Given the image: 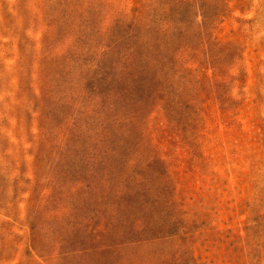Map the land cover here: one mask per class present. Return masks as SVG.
<instances>
[{"label": "rangeland", "instance_id": "rangeland-1", "mask_svg": "<svg viewBox=\"0 0 264 264\" xmlns=\"http://www.w3.org/2000/svg\"><path fill=\"white\" fill-rule=\"evenodd\" d=\"M0 264H264V0H0Z\"/></svg>", "mask_w": 264, "mask_h": 264}]
</instances>
